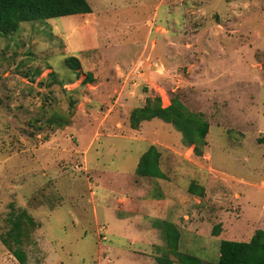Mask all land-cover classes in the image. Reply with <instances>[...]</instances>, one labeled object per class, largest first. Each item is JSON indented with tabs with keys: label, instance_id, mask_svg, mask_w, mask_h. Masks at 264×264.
Returning <instances> with one entry per match:
<instances>
[{
	"label": "rangeland",
	"instance_id": "374dc122",
	"mask_svg": "<svg viewBox=\"0 0 264 264\" xmlns=\"http://www.w3.org/2000/svg\"><path fill=\"white\" fill-rule=\"evenodd\" d=\"M87 1L0 35V264H20L1 238L23 211L26 264H179L161 221L217 263L264 230V0ZM156 97L204 116L202 156L172 124L131 127ZM152 146L166 180L136 174Z\"/></svg>",
	"mask_w": 264,
	"mask_h": 264
},
{
	"label": "trees",
	"instance_id": "16d2710c",
	"mask_svg": "<svg viewBox=\"0 0 264 264\" xmlns=\"http://www.w3.org/2000/svg\"><path fill=\"white\" fill-rule=\"evenodd\" d=\"M92 7L87 0H0V35L8 36L17 33L21 24L35 21H48L70 16H82L92 14ZM66 64L72 70L81 68L76 57H70ZM88 78L93 81V75ZM158 119L172 124L182 133L184 141L194 146L197 155L202 156L203 148L206 147L210 125L204 116L191 112L179 99L173 98L170 106L164 108L161 98H149L143 108L133 111L130 117L131 127L138 129L143 122ZM161 154L156 147L152 146L141 157L136 174L140 177L166 180V175L160 169ZM189 191L199 197L204 196V189L192 183ZM11 228L1 238L6 247L19 246L24 242L28 234L26 226L35 228L37 224L27 212H19L9 218ZM159 230L164 235L170 254L179 264H264V230H258L250 241L238 242L223 240L220 244V257L217 263L206 262L202 258L182 253L179 249L180 231L171 222H157ZM221 232V225L214 228V236ZM17 247L13 250V256L20 264H26L27 255ZM159 264H172L170 258H157Z\"/></svg>",
	"mask_w": 264,
	"mask_h": 264
},
{
	"label": "crops",
	"instance_id": "0c3cea01",
	"mask_svg": "<svg viewBox=\"0 0 264 264\" xmlns=\"http://www.w3.org/2000/svg\"><path fill=\"white\" fill-rule=\"evenodd\" d=\"M142 178H147V177H142ZM156 180H160V179H156ZM122 221H124V220H122ZM125 225V224H124ZM129 233V232H128ZM143 241H145L146 243L148 242V243H150V240L148 239V238H143Z\"/></svg>",
	"mask_w": 264,
	"mask_h": 264
}]
</instances>
